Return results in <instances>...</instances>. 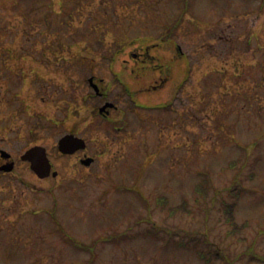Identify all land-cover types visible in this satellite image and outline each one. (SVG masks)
<instances>
[{
    "label": "rangeland",
    "instance_id": "374dc122",
    "mask_svg": "<svg viewBox=\"0 0 264 264\" xmlns=\"http://www.w3.org/2000/svg\"><path fill=\"white\" fill-rule=\"evenodd\" d=\"M149 34L172 77L131 96L116 74L143 85L132 69ZM91 74L122 108L111 120ZM163 100L175 108L145 107ZM72 127L90 166L59 153ZM35 143L58 176L22 160ZM0 147L17 160L0 171V264H264V0H0ZM238 194L235 232L225 207Z\"/></svg>",
    "mask_w": 264,
    "mask_h": 264
},
{
    "label": "flooded vegetation",
    "instance_id": "af4514ba",
    "mask_svg": "<svg viewBox=\"0 0 264 264\" xmlns=\"http://www.w3.org/2000/svg\"><path fill=\"white\" fill-rule=\"evenodd\" d=\"M181 22H182L181 18L180 19L177 18L172 23H164L163 31L159 32V34H160L159 35L160 36V40L158 41L159 43H156V44H153V45L154 46L155 45L158 46V48L163 47V45H162L163 41H167V40H171L172 39L171 34L173 33V35H174L176 33V30L181 25ZM152 36L153 37H151V34H149L148 36H146L145 39L139 40L141 44L145 43V41H148V44H147V47H146V51L143 53L142 59H141V62L144 63V64H147V65H145V66L141 65V67H139V68H134L133 67V69H132V74L136 73V75H134L136 80L142 81L143 85L140 88L134 89V88H132V85L125 80V77H123V75H120L119 73L116 74V76H118V80L123 85V88L126 89V92L128 94H130L131 96L132 95L137 96V95H139L142 92L149 94V93H153V92L162 90L170 82V79L172 77L171 69L163 68L162 65H160L161 63H158V62L153 63L154 60H157V58H156L157 56H156V54L151 52V49H150L151 45H150L149 42L152 41L153 39H155V37L157 38V36H154L153 34H152ZM171 42H175V40H173ZM174 44H175L174 46L177 47V50H178V53H177L178 55L176 56V58L177 57H184L185 56V52L182 49L181 44L179 42H175ZM65 48H68V46L62 47L61 50L63 51ZM36 52L32 53V56H34L33 57L34 68H33V71H32V77L35 79V81L37 80L38 74H39L40 78H43V73H44L41 70H39V71L36 70L37 62L39 64L43 63L42 61H38L37 60ZM137 54L138 53H135V54L131 55L136 62L140 61V58H139V56ZM63 58H65V56L62 55L60 59H63ZM79 58H81V57H79ZM149 62H152V65L150 67H148V63ZM61 63H65V62L62 61ZM112 63H113V66H114L115 65V57H113ZM113 66H111V69H114ZM58 67L60 69H62V67H60V66H58ZM148 71H151L153 73V76L151 77V79L153 81L147 83L144 80L146 78V74L147 75L149 74ZM102 81L103 80L101 78H98L97 74H91L88 77V82H89L90 86L94 90V96L102 98V101H103L102 104H99V105H97L95 107V113L97 112L96 115L99 116L100 118H104L106 120H111L113 112L116 111V110H122V108L116 102H114L111 99H109L110 98V94L107 91V89L105 88V86H103L100 83ZM182 86H183L182 83L178 84V86H177V88L175 90L177 92V96L180 93L179 90H181ZM170 101H172V100H165V101L163 100V101H161L162 102L161 104H151V105L145 103V105H146L145 107L147 109H150V107L152 106L151 108L154 109V108H162L165 105L166 106L168 105L169 106L168 108H170V110H171V109H173V107L175 108V106H174V104L172 105ZM108 103H112V105H108ZM104 106H106V107L103 109ZM68 134H72V135H74L76 137H79V138L85 140V146L77 147L73 152H63V151H61V149L59 147L60 140H61L62 137H64L65 135H68ZM78 144H79L78 146H81L80 145L81 143H78ZM36 145L45 147L47 155H48V157H49V159H50V161L52 163V166H53V171H52L51 175H53L55 177L58 176L59 175V170L56 168V164H55L54 160L52 159V156H51L52 151H51V148L49 146H47L46 144H42V143H35L34 145L29 146L25 150L24 153H26L31 147L36 146ZM57 146H58V150H59L60 155L62 154L64 156H73V155L79 154V163H81L83 165L90 166L91 164H93L96 161V157L95 156H91L89 154L88 150H89L90 143L86 140L85 137L79 135L78 132H77V129L74 128V127L70 128L67 132H65L63 135H61V137L58 140ZM1 150H7V149L4 148V147H0V153H1ZM7 152L10 155L6 156V157L1 156L0 165H6V164L13 163V166H14L13 169H14L15 166H16V163H17L16 156H14L13 153L10 152L9 150H7ZM22 155H23V153H22ZM87 157H92V161L90 162V164H86L84 162V159H86ZM22 160L27 162L30 165V167H31V164H32L31 161H29L27 159H22ZM55 170L58 171L57 175H54V173H53V172H55ZM51 175H49V176H51Z\"/></svg>",
    "mask_w": 264,
    "mask_h": 264
},
{
    "label": "water",
    "instance_id": "95a60500",
    "mask_svg": "<svg viewBox=\"0 0 264 264\" xmlns=\"http://www.w3.org/2000/svg\"><path fill=\"white\" fill-rule=\"evenodd\" d=\"M112 105V103H108ZM106 106L103 107V109ZM81 146H78L79 144ZM85 146V140L76 137L72 134L65 135L61 138L59 147L63 152H73L77 147ZM3 156H9L10 154L6 150H2ZM23 159H29L32 162V168L39 174L41 177H45L51 174L52 164L47 155L46 149L43 146H33L22 156ZM85 163L89 164L92 161V158H87L84 160ZM13 163L0 166V169L10 171L13 169ZM57 174V171L54 172Z\"/></svg>",
    "mask_w": 264,
    "mask_h": 264
},
{
    "label": "trees",
    "instance_id": "16d2710c",
    "mask_svg": "<svg viewBox=\"0 0 264 264\" xmlns=\"http://www.w3.org/2000/svg\"><path fill=\"white\" fill-rule=\"evenodd\" d=\"M206 182V181H205ZM203 182L199 183L198 186H197V190L204 194H206V190L205 188L203 187ZM240 198V195L238 194L236 197H235V200L232 201V202H229L226 204V207H225V212L227 214V220L231 223L232 225V230H234L235 232H237L238 230H241L243 227V225H239L237 223V221L235 220V214H234V211H235V207L238 203V199ZM162 199V198H161ZM168 202V200H162L160 201V204H166ZM187 202L184 201L182 205H186ZM178 208H180V205L178 206H174V207H171L172 210H177ZM199 255L201 256L202 259H205V260H208L209 258L207 257V255L203 252V250L201 249L199 251Z\"/></svg>",
    "mask_w": 264,
    "mask_h": 264
}]
</instances>
